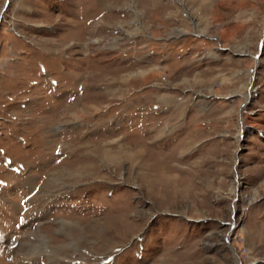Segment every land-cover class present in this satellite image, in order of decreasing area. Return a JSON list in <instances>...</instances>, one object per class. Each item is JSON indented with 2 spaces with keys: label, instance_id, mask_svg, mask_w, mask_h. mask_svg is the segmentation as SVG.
<instances>
[{
  "label": "rangeland",
  "instance_id": "1",
  "mask_svg": "<svg viewBox=\"0 0 264 264\" xmlns=\"http://www.w3.org/2000/svg\"><path fill=\"white\" fill-rule=\"evenodd\" d=\"M0 264H264V0H0Z\"/></svg>",
  "mask_w": 264,
  "mask_h": 264
},
{
  "label": "crops",
  "instance_id": "2",
  "mask_svg": "<svg viewBox=\"0 0 264 264\" xmlns=\"http://www.w3.org/2000/svg\"><path fill=\"white\" fill-rule=\"evenodd\" d=\"M221 51L217 52L216 54L218 55V57L216 58H220L221 60L220 61H217V59H213L212 57H209L208 59H206V62L207 64L206 65H211V64H214V67H217V64H219V62H225L227 60V57L226 56H223L222 54H220ZM196 56V54L194 55V57ZM226 59V60H223V59ZM213 67V66H212ZM227 98V97H226Z\"/></svg>",
  "mask_w": 264,
  "mask_h": 264
},
{
  "label": "trees",
  "instance_id": "3",
  "mask_svg": "<svg viewBox=\"0 0 264 264\" xmlns=\"http://www.w3.org/2000/svg\"><path fill=\"white\" fill-rule=\"evenodd\" d=\"M177 51L181 50L180 48L177 49V47H175Z\"/></svg>",
  "mask_w": 264,
  "mask_h": 264
},
{
  "label": "water",
  "instance_id": "4",
  "mask_svg": "<svg viewBox=\"0 0 264 264\" xmlns=\"http://www.w3.org/2000/svg\"><path fill=\"white\" fill-rule=\"evenodd\" d=\"M251 99V98H250ZM248 102H250V101H248Z\"/></svg>",
  "mask_w": 264,
  "mask_h": 264
}]
</instances>
